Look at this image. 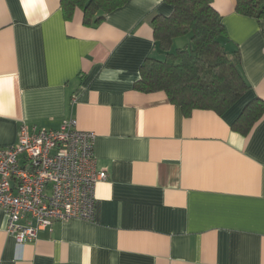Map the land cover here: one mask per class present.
Segmentation results:
<instances>
[{"label": "crops", "instance_id": "0c3cea01", "mask_svg": "<svg viewBox=\"0 0 264 264\" xmlns=\"http://www.w3.org/2000/svg\"><path fill=\"white\" fill-rule=\"evenodd\" d=\"M61 1L0 0V147L24 124L74 118L96 133L108 180L94 221L56 223L22 249L0 209V264H264V117L247 137L232 130L264 101V21L213 0L251 90L223 116H185L135 88L146 59L165 58L153 24L171 14L165 0H129L91 26L81 9L66 20Z\"/></svg>", "mask_w": 264, "mask_h": 264}, {"label": "trees", "instance_id": "16d2710c", "mask_svg": "<svg viewBox=\"0 0 264 264\" xmlns=\"http://www.w3.org/2000/svg\"><path fill=\"white\" fill-rule=\"evenodd\" d=\"M129 0H62L66 20L77 9L84 13L86 25L99 24L105 16L125 6ZM172 8L169 16L154 21L155 41L165 58H148L140 69L135 88L139 92H164L185 116L194 110L226 114L251 86L241 69V54L229 52L221 15L213 0H165ZM236 11L246 17L264 21V0H236ZM177 39L188 44L176 47ZM264 117V101L247 104L232 130L247 137Z\"/></svg>", "mask_w": 264, "mask_h": 264}, {"label": "built area", "instance_id": "2783aa9c", "mask_svg": "<svg viewBox=\"0 0 264 264\" xmlns=\"http://www.w3.org/2000/svg\"><path fill=\"white\" fill-rule=\"evenodd\" d=\"M96 137L71 118L57 130L24 124L15 145L0 147V209L20 249L56 223L94 221L97 186L108 180Z\"/></svg>", "mask_w": 264, "mask_h": 264}, {"label": "rangeland", "instance_id": "374dc122", "mask_svg": "<svg viewBox=\"0 0 264 264\" xmlns=\"http://www.w3.org/2000/svg\"><path fill=\"white\" fill-rule=\"evenodd\" d=\"M176 44H177V42H176Z\"/></svg>", "mask_w": 264, "mask_h": 264}]
</instances>
